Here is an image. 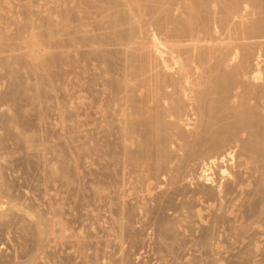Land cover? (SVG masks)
Returning a JSON list of instances; mask_svg holds the SVG:
<instances>
[{"label":"bare ground","instance_id":"1","mask_svg":"<svg viewBox=\"0 0 264 264\" xmlns=\"http://www.w3.org/2000/svg\"><path fill=\"white\" fill-rule=\"evenodd\" d=\"M11 222L0 264H264V0H0Z\"/></svg>","mask_w":264,"mask_h":264},{"label":"rangeland","instance_id":"2","mask_svg":"<svg viewBox=\"0 0 264 264\" xmlns=\"http://www.w3.org/2000/svg\"><path fill=\"white\" fill-rule=\"evenodd\" d=\"M8 143H9V142H8ZM6 145H8V144L6 143ZM10 145H11V144H10ZM11 146H12V145H11ZM11 146H10V147H11ZM8 148H9V146H8ZM35 173H36V172H35ZM35 173L32 172V171H31L30 173H27V174L23 173L24 176H25V175L27 176V175L30 174V176H28L29 178H28V177H24V178L26 179V181L28 180V181H27V182H28L27 184H26V181H24L25 179H24L23 177H22L23 179H22V178L19 179V178L23 175L22 173H20V175H21V174H22V175L18 178L19 180H18V179H17V180H18V181L22 180V181H20L19 184H18V183H17V180H14V181H15V186H17L18 188L20 187V189H22L21 187H23V186L25 185L26 188H25V187H23V188H24L25 190H28V191H29L28 194L31 195V194H32V191H34L33 193H35V194H34V196H35L36 193H37V190L35 191V188H37V186L34 187L35 185H37V184H36L37 182H35V181H37V180H35V177H36L37 175H36ZM33 174H34V175H33ZM32 176H33V177H32ZM30 179H31L32 181L34 180L33 183H34V182H35V183L32 184V181H30ZM14 181H12V180H11V181L8 180V182H10V183L12 182L11 184H14V183H13ZM22 182H25V183H22ZM30 182H31V183H30ZM21 183H22V184H21ZM23 184H24V185H23ZM28 186H30V187L27 189ZM31 186H33V188H32ZM30 188H31V189H30ZM32 189H33V190H32ZM31 190H32V191H31ZM30 192H31V193H30ZM2 204H3V203H2ZM3 205H4V204H3ZM11 224H12V225H11ZM8 225H9V226H8ZM0 226H1V223H0ZM2 226H5V227H6L5 224H2ZM12 226H15L14 222H11V223L7 224V227H6V228H5V227H4V228H3V227H0V247L3 248V249H6V243L8 242L7 238H10V237L13 239V238L16 236V237L14 238L13 241H12V239L10 238L11 241H12L13 243H16V242H17L18 245H21V243H22V242H18V240H19V241H21V240L17 237V236H18V234H16L17 232H15L14 229H13V231H12ZM8 227H9V228H8ZM13 228H15V227H13ZM5 229H6V230H5ZM8 229H9V231H7ZM8 232H9V233H8ZM11 232H12V234H11ZM5 233H6V234H5ZM8 234H9V235H8ZM4 235H6V237H7V236H9V237L6 238ZM10 235H12V236H10ZM2 238L6 239V240H4V239H2ZM1 241H2V242H1ZM5 241H6V242H5ZM9 241H10V240H9ZM11 241H10V243H8V246H9V244H10V246H12V247H10V248H9L8 246H7V247H8V248L10 249V251H12V252H13V250H12L13 248H14V249H15V248L18 249V250L15 249L16 252H18V253H15V250H14V252H13L14 255H15V254L18 255V254H20L21 252H22V253L24 252V254H27V253H28V254H29L28 256H30L29 251H27V250L25 251V248H24V251H23L22 246H24L23 243H25V242L22 243V245H21L22 251H20V250H19V246H17V243H16V244H13V245L15 246V247H13V245L11 244ZM14 241H15V242H14ZM4 242H5V243H4ZM4 245H5V248L3 247ZM25 246H27V244H26ZM28 247H29V245H28ZM8 248H7V249H8ZM11 248H12V249H11ZM21 248H20V249H21ZM9 249H8V250H9ZM26 249H28V248H26ZM26 252H27V253H26ZM22 253H21V254H22ZM24 254L21 255V256L19 255L20 258H19L17 255H15V259H17V261H18V260H22V261H23V260H24V261L27 260L29 257L26 255V256H27V258H26V256H24ZM22 256H23V258H22ZM16 257H17V258H16Z\"/></svg>","mask_w":264,"mask_h":264}]
</instances>
